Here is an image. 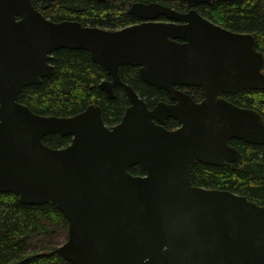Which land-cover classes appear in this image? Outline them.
Wrapping results in <instances>:
<instances>
[{
    "label": "water",
    "instance_id": "1",
    "mask_svg": "<svg viewBox=\"0 0 264 264\" xmlns=\"http://www.w3.org/2000/svg\"><path fill=\"white\" fill-rule=\"evenodd\" d=\"M129 11L141 20L110 29L54 20L32 0H0V191L24 203H55L69 221L57 250L73 264H264V204L191 176L198 161L234 162L232 138L264 143L261 112L223 96L264 88L255 35L194 6L134 0ZM61 47L85 49L102 65L111 79L99 85L110 97L124 87L130 104L119 122L108 126L94 102L57 115L18 100L24 86L52 73V51ZM122 64L137 65L144 81L175 102L150 108L122 80ZM183 85L201 87L203 97ZM169 117L180 125L155 120ZM54 132L71 141L47 144L44 136ZM137 163L145 173L130 171Z\"/></svg>",
    "mask_w": 264,
    "mask_h": 264
},
{
    "label": "trees",
    "instance_id": "2",
    "mask_svg": "<svg viewBox=\"0 0 264 264\" xmlns=\"http://www.w3.org/2000/svg\"><path fill=\"white\" fill-rule=\"evenodd\" d=\"M46 16L61 20L79 19L91 25L116 28L137 21V15L129 11L134 0H53L45 6L44 0H32ZM178 9H186L184 0H160ZM197 8L215 21L232 29L252 31L257 46L264 52V0H217L204 2ZM55 64L51 75L40 83L23 87L18 100L41 114L71 115L84 109L89 103L100 104L106 122L121 118L129 103L122 86H117L116 96L109 97L99 82L106 70L92 60L85 49L62 47L54 52ZM120 74L149 104L169 94L144 81L137 66L124 64ZM195 99L203 96L202 88L194 85L183 86ZM232 101L253 107L264 116V88H247L225 94ZM178 125L170 117L167 126ZM44 141L61 147L68 144L71 135L59 132L48 133ZM239 151L234 162L212 164L198 161L192 168V182L206 187L230 189L246 194L249 198L264 204V143L247 142L240 138L230 140ZM133 173H145L139 163L132 165ZM68 218L53 202L24 203L12 191H0V264H73L57 250V246L31 248L30 240L55 230L67 231Z\"/></svg>",
    "mask_w": 264,
    "mask_h": 264
},
{
    "label": "flooded vegetation",
    "instance_id": "3",
    "mask_svg": "<svg viewBox=\"0 0 264 264\" xmlns=\"http://www.w3.org/2000/svg\"><path fill=\"white\" fill-rule=\"evenodd\" d=\"M143 1H151V0H143ZM158 1H160V0H158ZM185 1V0H184ZM213 1H217V0H213ZM162 2V1H161ZM187 2V1H186ZM212 2V1H211ZM163 3H165V2H163ZM201 3H204V2H201ZM210 3V2H209ZM166 4H168V3H166ZM187 4H188V7L186 8V9H179V10H188V9H190L192 6H194V7H196L197 8V5H199L200 3H198V4H196V5H191V4H189L188 2H187ZM168 5H170V4H168ZM170 6H172V5H170ZM172 7H174V6H172ZM174 8H176V7H174ZM176 9H178V8H176ZM198 9V8H197ZM199 10V9H198ZM200 11V10H199ZM201 12V11H200ZM202 13V12H201ZM204 16H206V17H208L209 19H211L212 21H214V22H216V23H219L218 21H215L214 19H212L210 16H208L207 14H205V13H202ZM138 17V16H137ZM139 18V17H138ZM65 19H75V18H65ZM158 19H165V17L163 16V15H159V17H158ZM61 20H63V19H61ZM75 20H79V19H75ZM141 20V18H139L137 21H140ZM80 21V20H79ZM137 21H135V22H137ZM82 22V21H81ZM83 23V22H82ZM83 24H86V23H83ZM220 25H222V26H224L223 24H221V23H219ZM86 25H91V24H86ZM99 26V25H98ZM102 27H106V26H102ZM120 27H122V26H120ZM224 27H226V28H228V29H230V30H233V31H236V32H251V33H253L252 31H246V30H236V29H232V28H229V27H227V26H224ZM106 28H110V27H106ZM117 28V27H116ZM111 29V28H110ZM254 34V33H253ZM255 35V34H254ZM255 37H256V35H255ZM257 39V38H256ZM179 40L180 41H183V39H181V38H179ZM62 48V47H61ZM73 49H76V48H73ZM57 50V49H56ZM54 52H55V50H53L52 51V57H51V59H50V63L53 65V70H54V66H55V64L52 62V58H53V56H54ZM122 65H124V64H122ZM121 66V65H120ZM120 66H119V74H120ZM135 66H137V65H135ZM137 71H138V75L140 76V74H139V69H138V66H137ZM53 72V71H52ZM52 74V73H51ZM50 74V75H51ZM120 76H121V74H120ZM141 77V76H140ZM121 78H122V80H124L123 79V77L121 76ZM142 78V77H141ZM103 79H111V75L109 74V73H107L106 72V75L104 76V77H102L101 78V80L100 81H102ZM125 81V80H124ZM126 82V81H125ZM128 83V82H127ZM128 84H130V83H128ZM131 85V84H130ZM117 86H121V85H119V84H117L115 87H114V92H115V96H116V91H115V89H116V87ZM132 86V85H131ZM184 86V85H183ZM183 86H179L180 88H182L183 90H185V91H187ZM25 87V86H24ZM123 87V86H122ZM133 87V86H132ZM134 88V87H133ZM123 89H124V87H123ZM135 89V88H134ZM136 90V89H135ZM124 91L126 92V90L124 89ZM137 91V90H136ZM240 91V90H239ZM106 92V91H105ZM138 93H139V91H137ZM187 92H189V91H187ZM237 92V91H236ZM168 93V92H167ZM190 93V92H189ZM226 93H235V92H226ZM226 93H223V96H225V97H227L225 94ZM126 94H127V92H126ZM140 94V93H139ZM169 94V93H168ZM191 94V93H190ZM192 95V94H191ZM109 96V95H108ZM115 96H113V97H115ZM140 96H142L145 100H146V97L145 96H143V95H141L140 94ZM193 96V95H192ZM110 97V96H109ZM127 97H128V95H127ZM203 97V96H202ZM202 97H200L199 99H196V100H200ZM228 98V97H227ZM128 99H129V97H128ZM229 100H231L230 98H228ZM160 100H165V101H168V102H175V100L170 96V94L164 99V98H159L158 100H156L155 102H153L152 104H149L148 103V101L146 100V102L148 103V106L150 107V108H152L158 101H160ZM232 101V100H231ZM234 102V101H233ZM236 103V102H235ZM130 104V100H129V103L125 106V109H124V111H123V114L121 115V118H122V116L124 115V113H125V110H126V108H127V106ZM238 104V103H237ZM100 105V104H99ZM240 105V104H239ZM241 106H243V105H241ZM101 107V106H100ZM245 107H247V106H245ZM31 108V107H30ZM32 109V108H31ZM83 110V109H82ZM81 111V110H80ZM101 112H102V108H101ZM77 113V112H76ZM102 117H103V115H102ZM121 118L119 119V120H117V121H113V122H106L105 120V123L108 125V126H113L114 124H116L117 122H119L120 120H121ZM170 118V117H169ZM169 118H164V120L163 121H161V120H159L158 118H155V120L158 122V123H162V124H164L166 127H168V128H175V127H177V126H179L180 125V123H179V121H178V125H176V126H172V127H169V126H167V121H168V119ZM103 119H104V117H103ZM71 138H72V135H71ZM71 141V140H70Z\"/></svg>",
    "mask_w": 264,
    "mask_h": 264
},
{
    "label": "rangeland",
    "instance_id": "4",
    "mask_svg": "<svg viewBox=\"0 0 264 264\" xmlns=\"http://www.w3.org/2000/svg\"><path fill=\"white\" fill-rule=\"evenodd\" d=\"M68 231H61L56 228L55 230L42 234L38 237H32L30 240L31 248H39L42 246L60 245L67 239Z\"/></svg>",
    "mask_w": 264,
    "mask_h": 264
}]
</instances>
